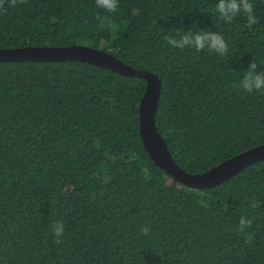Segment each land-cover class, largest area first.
<instances>
[{
  "label": "trees",
  "instance_id": "1",
  "mask_svg": "<svg viewBox=\"0 0 264 264\" xmlns=\"http://www.w3.org/2000/svg\"><path fill=\"white\" fill-rule=\"evenodd\" d=\"M251 2L249 29L242 13L220 20L218 0H119L114 13L0 0V48L90 45L158 74V130L202 173L264 144V91L234 87L252 61L264 71V0ZM190 29L221 33L227 54L164 39ZM146 86L83 61L0 62V264H264V160L202 190L168 175L140 135Z\"/></svg>",
  "mask_w": 264,
  "mask_h": 264
},
{
  "label": "water",
  "instance_id": "2",
  "mask_svg": "<svg viewBox=\"0 0 264 264\" xmlns=\"http://www.w3.org/2000/svg\"><path fill=\"white\" fill-rule=\"evenodd\" d=\"M83 61L108 68L116 72L142 77L147 86L139 105L140 135L151 159L166 173L184 185L195 189L214 187L250 164L264 160V144L252 147L202 173H191L173 158L168 143L158 130L156 116L162 91L158 74L137 69L116 55L90 45H28L0 48V62L5 61Z\"/></svg>",
  "mask_w": 264,
  "mask_h": 264
},
{
  "label": "clouds",
  "instance_id": "3",
  "mask_svg": "<svg viewBox=\"0 0 264 264\" xmlns=\"http://www.w3.org/2000/svg\"><path fill=\"white\" fill-rule=\"evenodd\" d=\"M18 0H10L11 6H15ZM23 3L25 0H19ZM96 6L104 9L107 12L114 13L119 7V0H95ZM215 11L219 15V19L231 23L233 19L244 14L247 19V27L251 29L253 25L259 23L254 11V5L251 0H218L215 5ZM164 39L174 48L185 49L192 48L197 52L207 49L210 52H215L221 56L227 54L228 44L223 35L217 31L193 30L178 32L175 36H165ZM234 87L243 89L248 93L264 91V71L257 72V64L252 61L242 78ZM253 220L242 216L237 226V231L246 236L248 240H252L254 233H249L246 230L252 227ZM150 227L144 225L140 231L143 235H148ZM52 231L55 235L56 243H62L61 237L64 233L62 223L56 222L52 225Z\"/></svg>",
  "mask_w": 264,
  "mask_h": 264
}]
</instances>
